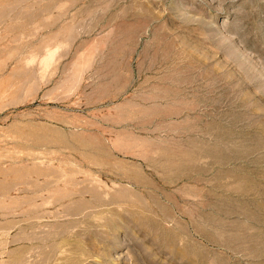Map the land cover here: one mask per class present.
<instances>
[{"label": "rangeland", "instance_id": "rangeland-1", "mask_svg": "<svg viewBox=\"0 0 264 264\" xmlns=\"http://www.w3.org/2000/svg\"><path fill=\"white\" fill-rule=\"evenodd\" d=\"M0 264H264V0H0Z\"/></svg>", "mask_w": 264, "mask_h": 264}]
</instances>
